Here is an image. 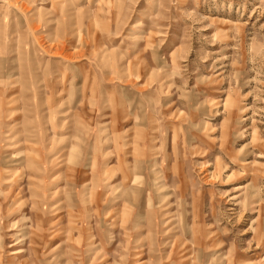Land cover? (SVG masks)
Returning a JSON list of instances; mask_svg holds the SVG:
<instances>
[{
  "label": "rangeland",
  "instance_id": "rangeland-1",
  "mask_svg": "<svg viewBox=\"0 0 264 264\" xmlns=\"http://www.w3.org/2000/svg\"><path fill=\"white\" fill-rule=\"evenodd\" d=\"M0 264H264V0H0Z\"/></svg>",
  "mask_w": 264,
  "mask_h": 264
},
{
  "label": "crops",
  "instance_id": "crops-1",
  "mask_svg": "<svg viewBox=\"0 0 264 264\" xmlns=\"http://www.w3.org/2000/svg\"><path fill=\"white\" fill-rule=\"evenodd\" d=\"M100 131H101V128H100V130H99V133H100ZM123 138V137H122ZM118 142H119V144H117L116 145V149L118 150V151H120V150H122V148H124V146H127V144L125 143V144H121L120 142H122V141H120V137L118 136ZM142 145H143V147L144 148H146V147H148V146H146L145 144H143L142 143ZM125 161V160H124ZM132 163V162H131ZM107 164V165H106ZM106 164H104V166H103V170H102V172L103 173H107V171L109 170L108 168L110 167V165H108L109 164V162H106ZM109 166V167H108ZM133 163H132V165L131 166H127V170H125L126 172L124 173V172H122V174H125V177H126V179H129L130 178V181H132L133 183H134V181H135V178L133 177L134 176V170H133ZM113 172L115 171V170H112ZM47 173V172H46ZM130 175H132V177L133 178H131V176Z\"/></svg>",
  "mask_w": 264,
  "mask_h": 264
},
{
  "label": "bare ground",
  "instance_id": "bare-ground-1",
  "mask_svg": "<svg viewBox=\"0 0 264 264\" xmlns=\"http://www.w3.org/2000/svg\"><path fill=\"white\" fill-rule=\"evenodd\" d=\"M123 106V105H122Z\"/></svg>",
  "mask_w": 264,
  "mask_h": 264
}]
</instances>
